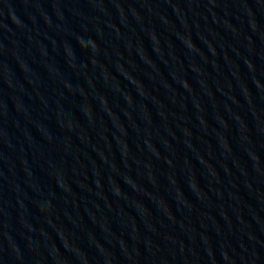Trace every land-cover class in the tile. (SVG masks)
<instances>
[{"label": "water", "instance_id": "water-1", "mask_svg": "<svg viewBox=\"0 0 264 264\" xmlns=\"http://www.w3.org/2000/svg\"><path fill=\"white\" fill-rule=\"evenodd\" d=\"M0 264H264V0H0Z\"/></svg>", "mask_w": 264, "mask_h": 264}]
</instances>
